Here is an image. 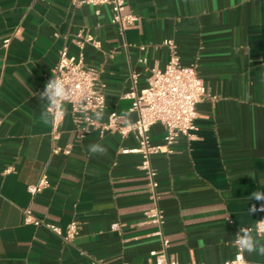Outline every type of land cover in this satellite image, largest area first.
I'll use <instances>...</instances> for the list:
<instances>
[{
	"label": "crops",
	"instance_id": "obj_1",
	"mask_svg": "<svg viewBox=\"0 0 264 264\" xmlns=\"http://www.w3.org/2000/svg\"><path fill=\"white\" fill-rule=\"evenodd\" d=\"M127 4L139 20L122 34L109 5L97 14L98 7L71 0H0V264H140L161 248L147 216L155 203L142 157L132 152L135 138L93 130L80 139L68 106L58 139L40 123L39 93L61 49L74 51L81 29L98 43L87 45L85 60L99 73L107 112L135 120L124 95L147 87L153 70L166 67L168 39L182 64L197 65L207 87L195 137L181 136L171 153L152 158L169 254L183 264H221L237 254L236 230L264 218L248 212L264 203L250 200L264 192V0ZM151 137L163 143V125L153 126ZM93 143L107 154L92 155ZM10 166L15 170L6 173ZM44 171L50 186L33 197L28 185ZM27 208L64 229L77 221L78 235L66 243L45 226L25 224ZM243 254L264 263V256Z\"/></svg>",
	"mask_w": 264,
	"mask_h": 264
},
{
	"label": "built area",
	"instance_id": "obj_2",
	"mask_svg": "<svg viewBox=\"0 0 264 264\" xmlns=\"http://www.w3.org/2000/svg\"><path fill=\"white\" fill-rule=\"evenodd\" d=\"M71 3L75 7L84 4L96 6L98 7L97 14L101 13L100 7L111 6L113 11L111 21L122 34L139 20L138 16L129 8L127 0H71ZM10 41L11 39H6L4 46L8 47ZM89 44L98 45L92 34L84 29L79 30L73 38L74 51L69 46L63 47L59 53L58 61L53 67V75L62 77L77 94L83 89L90 96L91 103L88 105L87 112H82L75 102L66 104L75 122L77 136L84 139L93 130H98L101 135L106 133L117 134L122 140L131 136L135 138L137 145L132 149V152L138 153L142 157L140 167L147 175L151 197L155 203L147 216L156 227L155 235L161 239V248L151 251L149 259L140 264H183L168 252L170 241L164 232L165 217L158 202L160 183L152 158L156 154L171 153L181 136H186L188 139L195 137L198 119L197 106L208 95L207 87L199 74L197 65L182 64L180 56L175 51L174 42L169 39L166 40L165 44L171 47L173 51L166 67L153 70L147 87L142 89L134 87L124 95L126 99L131 101L130 111L136 114V118L133 120L135 128L125 130L118 112H107L106 94L100 84L98 71L86 64L85 50ZM101 106L107 113V120L90 122L88 117L92 111ZM63 119L56 126H52L53 139L59 138V126ZM156 124L163 125L165 129L164 141L161 144H154L152 141L151 130ZM60 150V148H56L55 152ZM14 170L15 167L10 166L5 172L9 173ZM49 186L50 177L47 171H44L37 183L28 185V190L35 197L43 193ZM24 223L36 227L45 226L66 243L73 241L79 233L77 221L70 222L64 229L61 226L43 221L30 208L24 210ZM256 223L239 228L251 229L255 227ZM119 227V223L112 225L113 230H118ZM239 228L236 230V234ZM256 234L264 237V234ZM235 257L221 264H234ZM244 262L245 264H264L249 261L245 256ZM92 264L109 263L95 259Z\"/></svg>",
	"mask_w": 264,
	"mask_h": 264
},
{
	"label": "clouds",
	"instance_id": "obj_3",
	"mask_svg": "<svg viewBox=\"0 0 264 264\" xmlns=\"http://www.w3.org/2000/svg\"><path fill=\"white\" fill-rule=\"evenodd\" d=\"M39 100L44 101L39 120L45 126H56L63 119L68 102L77 103L82 112H87L88 105L91 103L90 96L85 90L82 89L77 94L62 77L57 75H52L51 79L46 82L44 89L39 93ZM104 117L105 112L101 106L92 111L88 119L90 122H101ZM121 120L123 121V129L132 130L135 128L130 113L121 114ZM88 150L92 155L103 156L107 154V148L100 143L90 144ZM251 199L264 202V192L259 190L252 192ZM257 211L264 212V203H261L259 209L253 204L248 210L250 214ZM256 233L264 234V218L257 220L254 228H239L234 240V246L237 248L234 264H245L243 253H256L264 256V243L260 242Z\"/></svg>",
	"mask_w": 264,
	"mask_h": 264
}]
</instances>
